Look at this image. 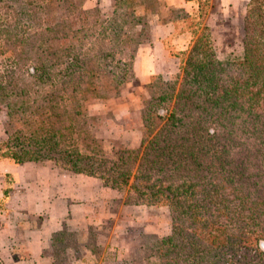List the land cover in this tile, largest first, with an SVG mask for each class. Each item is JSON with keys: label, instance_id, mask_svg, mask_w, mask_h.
Wrapping results in <instances>:
<instances>
[{"label": "trees", "instance_id": "trees-1", "mask_svg": "<svg viewBox=\"0 0 264 264\" xmlns=\"http://www.w3.org/2000/svg\"><path fill=\"white\" fill-rule=\"evenodd\" d=\"M84 1L0 0V54L9 53L0 71V160L53 161L114 190L129 186L132 203L168 206L171 235L140 234L119 264H264V0L248 2L243 54L225 60L202 25L209 0L170 9L161 22L170 19L193 42L180 79L150 76L129 116L140 141L111 156L77 145L90 130L85 102L118 97L137 81L134 60L155 39L163 3L113 0L103 11ZM65 235L51 239L54 264L77 248Z\"/></svg>", "mask_w": 264, "mask_h": 264}, {"label": "rangeland", "instance_id": "rangeland-1", "mask_svg": "<svg viewBox=\"0 0 264 264\" xmlns=\"http://www.w3.org/2000/svg\"><path fill=\"white\" fill-rule=\"evenodd\" d=\"M113 0H85L84 8L99 7L103 11H108ZM212 2V0H211ZM219 2L213 0V26H207L209 30L210 43L216 54V57L225 59L240 58L243 54V14L229 11L225 16L219 13ZM162 8V7H161ZM164 9H161V12ZM223 17V18H222ZM154 26V25H153ZM155 28V27H154ZM181 36L176 41L171 40L168 45L172 51L181 52L179 57L170 56L172 60H167L165 73H155L164 80H179L181 75L182 62L187 52L192 46L190 35ZM174 41V42H173ZM149 43L142 44L140 48L147 47ZM138 49V51H139ZM180 49V51H178ZM137 51V52H138ZM176 53V52H175ZM9 53L0 54V71L5 66ZM173 62V63H172ZM140 65L136 58L134 60V73L137 77L136 82H127L123 88L122 94L118 97L107 99L91 98L85 102L84 108L89 121V134L81 136L77 145L85 153H102L104 155H113L120 145L135 146L140 141L139 131L129 124L131 112H136L141 108L140 94L144 92L145 85L149 82L141 81L137 72ZM5 120L4 108H0V139L4 138L3 122ZM46 166L55 169L59 173L78 174L68 172L59 168L53 161H45ZM80 174V173H79ZM95 178L94 195L95 200L104 195V205L101 202L96 203L92 213L94 219L92 224L79 229L74 236H70L71 231H66L65 242L69 243L71 238L74 240L75 250L61 252L60 256L67 255V261L75 264H119L125 261L132 250L137 246L140 234H149L157 239L169 237L172 233V221L169 207L166 205H147L145 203H132L128 201L129 186L118 191L104 186L103 181ZM98 182L105 189L109 188V197H106V191L99 188ZM132 182V178L129 184ZM107 201V204H105ZM2 204V203H1ZM3 205V204H2ZM101 217H103L101 219ZM84 243L77 246L78 241ZM59 248L63 243L58 242ZM257 246L264 251V239L258 241ZM94 247V252L91 249ZM65 258V257H64ZM82 258V262H77Z\"/></svg>", "mask_w": 264, "mask_h": 264}, {"label": "crops", "instance_id": "crops-1", "mask_svg": "<svg viewBox=\"0 0 264 264\" xmlns=\"http://www.w3.org/2000/svg\"><path fill=\"white\" fill-rule=\"evenodd\" d=\"M161 1L164 11L153 19L155 39L147 47L140 48L136 56L141 81H146L151 74L167 71V60L172 59L164 41H176L188 34L174 31L170 19L165 23L161 19L170 9L189 11L195 5V0ZM249 1L218 0L219 13L225 16L235 11L242 15ZM212 5L213 0L202 25H215ZM94 183L92 176L62 174L45 164L0 160V264H54L48 251L53 235L61 231L78 232V228L92 224L93 207L99 202L104 205L102 193L101 198L95 200ZM98 184L96 192L108 190L106 197H109V188ZM67 260L60 264H75ZM82 260L79 258L77 262Z\"/></svg>", "mask_w": 264, "mask_h": 264}]
</instances>
